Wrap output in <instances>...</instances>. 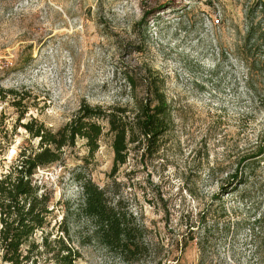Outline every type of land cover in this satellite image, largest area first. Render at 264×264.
Returning <instances> with one entry per match:
<instances>
[{"label": "rangeland", "instance_id": "obj_1", "mask_svg": "<svg viewBox=\"0 0 264 264\" xmlns=\"http://www.w3.org/2000/svg\"><path fill=\"white\" fill-rule=\"evenodd\" d=\"M148 70L170 108L161 152L144 160L132 152L113 175L110 139L93 156L78 140L61 162L38 169L54 211L31 256L55 264L62 241L77 264H264L255 240L264 224L251 227L264 215V0H0V87L29 103L19 122L0 102V178L21 150L38 148L22 127L31 117L57 131L83 101L132 106ZM77 176L143 228L139 260L124 262L98 242L79 209ZM221 191L226 214L211 206Z\"/></svg>", "mask_w": 264, "mask_h": 264}, {"label": "trees", "instance_id": "obj_2", "mask_svg": "<svg viewBox=\"0 0 264 264\" xmlns=\"http://www.w3.org/2000/svg\"><path fill=\"white\" fill-rule=\"evenodd\" d=\"M128 80L130 86L137 89L136 79ZM140 86L143 88L142 95L132 97V106L92 105L83 101L73 118L57 131L46 128L32 117L22 125L31 139L38 140V148L21 150L0 178L1 264H38L31 256L37 248L31 240L48 225L54 210L50 206L52 198L44 191V185L35 180V174L38 169L61 162L65 149L75 148L78 140L85 142L90 156H93L99 151L103 138H109L114 153L113 175L127 164L132 152H138L141 160L158 156L162 141L171 130L170 108L157 74L148 70ZM9 96L11 99H8ZM25 100L24 94L0 87V102H8L18 111L19 122L28 114L29 103H24ZM4 119L5 115L2 114L0 126H4ZM76 180L83 196L79 209L92 220L98 242L124 262L139 260L145 245L142 240L143 228L134 216L121 201H110L106 191L91 180H84L80 176ZM234 180H238V175H234ZM223 197V191L214 195L211 206L217 205L222 214H226ZM207 212L200 213V222L207 220ZM262 224L264 215L252 223L253 233ZM255 240L258 248L264 243V237L263 240L260 236ZM59 243L63 246L53 256L55 264H77V253L64 242ZM48 246L46 241L45 247ZM24 247H28L27 253Z\"/></svg>", "mask_w": 264, "mask_h": 264}]
</instances>
